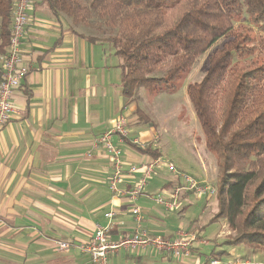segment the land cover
Returning a JSON list of instances; mask_svg holds the SVG:
<instances>
[{
	"label": "crops",
	"instance_id": "0c3cea01",
	"mask_svg": "<svg viewBox=\"0 0 264 264\" xmlns=\"http://www.w3.org/2000/svg\"><path fill=\"white\" fill-rule=\"evenodd\" d=\"M26 15L21 50L27 75L13 89L15 112L0 128V264H93L76 246L88 242L97 225L108 224L110 210L115 216L108 225V241L114 243L133 234L137 222L131 209L135 205L140 208V229L148 236L172 238L189 232L205 238L208 245L194 244L191 255L179 259L152 247L118 250L108 257L109 264H209L217 253L221 262L263 261L245 248L219 246L230 231L219 221L206 227L217 211L211 196L184 192L179 209L171 212L154 204L153 195L181 184L167 171V163L175 165L160 145V132L165 134L168 127L154 125L145 111L151 124L140 121L135 125L140 119L138 115L131 118L136 101L121 94L120 60L109 44L79 38L74 32L90 35L63 16H53L44 0H29ZM3 63L4 57H0V76ZM184 105L190 107L189 100ZM120 116L126 119L128 130L122 148L123 167L127 172L135 166L138 171L125 175L119 189L132 188L142 176V167L159 161L135 202L112 198L108 188L110 159L101 148H95L96 140ZM199 140L201 143L202 134ZM130 143L151 145L160 156L151 159L131 149ZM200 155L198 180L215 184L216 161L205 147ZM209 211L212 215L202 219ZM58 242L70 247L58 251Z\"/></svg>",
	"mask_w": 264,
	"mask_h": 264
},
{
	"label": "trees",
	"instance_id": "16d2710c",
	"mask_svg": "<svg viewBox=\"0 0 264 264\" xmlns=\"http://www.w3.org/2000/svg\"><path fill=\"white\" fill-rule=\"evenodd\" d=\"M14 2L0 0V57L9 45ZM44 2L73 26L98 19L109 30L104 37L73 32L109 44L120 60L121 94L131 102L140 89L147 97L168 92L210 51L202 79L186 86L205 150L217 167L211 196L217 211L206 227L224 221L230 234L219 246H243L264 261V0ZM144 123L151 124L145 114ZM129 146L151 159L160 156L151 145ZM217 254L212 257L219 259Z\"/></svg>",
	"mask_w": 264,
	"mask_h": 264
},
{
	"label": "built area",
	"instance_id": "2783aa9c",
	"mask_svg": "<svg viewBox=\"0 0 264 264\" xmlns=\"http://www.w3.org/2000/svg\"><path fill=\"white\" fill-rule=\"evenodd\" d=\"M28 5L29 0H15L14 2L10 41L6 55L4 56L3 71L0 76V128L11 119V115L15 112L11 103L13 89L20 86L27 75L21 44L27 23L26 10ZM127 136V121L123 116H120L114 126L96 140L95 148H101L110 159L111 171L108 178V188L112 193V198L123 197L135 202L143 193L144 188L154 173L155 167L159 166V161L144 165L142 167V176L135 185L126 191L120 190L119 184L124 176H132L133 173L138 171V168L135 166H130L127 172L123 167L122 148ZM87 156L89 157V155ZM166 168L169 173L174 174L177 180H180L179 183L181 182V184H177L171 191L164 192L162 190L152 196L154 204L164 212L179 209L180 195L184 192L201 197L214 196L216 194L215 187L206 182L198 181L185 173L178 172L172 164L167 163ZM131 214L136 218L137 222L133 234H127L114 243L108 241V225L111 222L110 220L115 216L114 211L110 210L106 214L108 224L104 227L97 225L94 229L93 237L88 242L76 246L77 250L82 254L88 255L93 264H109L108 257L118 250H134L139 248L146 251L152 247L157 251L179 259L189 257L194 244L208 245V241L205 238H198L189 232H179L172 238L150 237L140 229V208L136 205L133 206ZM69 247L70 245L67 243L58 242L56 249L64 251ZM209 264H264V262L250 259H233L221 262L215 258H210Z\"/></svg>",
	"mask_w": 264,
	"mask_h": 264
},
{
	"label": "rangeland",
	"instance_id": "374dc122",
	"mask_svg": "<svg viewBox=\"0 0 264 264\" xmlns=\"http://www.w3.org/2000/svg\"><path fill=\"white\" fill-rule=\"evenodd\" d=\"M63 18L65 17L63 16ZM65 19L70 22L67 18ZM89 24L88 27L81 28V31L98 37L109 35V30L105 29L101 21L98 19H90ZM98 29H102L103 32H100ZM209 54L210 51L201 56L194 64L188 76L184 78V80L176 82L174 87L168 92L161 93L157 97L146 96L144 98L142 95L144 90L140 89L142 92L137 96L136 108L134 107V109H132L131 114V118L136 117V115L140 117V119H137L135 125H139L140 121L144 122V117L141 116L140 112L144 115L145 111L154 125L157 126L158 124L161 125L164 123L166 127H168L165 134L160 132V145L162 151L171 158L176 169L196 180L199 178V176H197L199 166L198 159L201 156L200 153L204 146L203 141L201 140L200 143L199 140L201 133L193 112L189 106L184 105L185 102H188L185 94L187 95L186 85L189 82H198L204 76L206 72L205 60ZM118 59L119 58H117V60ZM167 103L172 105L169 107ZM131 128H134L133 124L131 125ZM196 136L198 138H196ZM210 185L215 187V184ZM212 198L215 199V197ZM211 215L212 213L209 211L203 215L202 219L207 220ZM219 222L225 223L222 220ZM215 224H212L213 226L211 225V227H214ZM239 247L244 248L243 246Z\"/></svg>",
	"mask_w": 264,
	"mask_h": 264
},
{
	"label": "bare ground",
	"instance_id": "6f19581e",
	"mask_svg": "<svg viewBox=\"0 0 264 264\" xmlns=\"http://www.w3.org/2000/svg\"><path fill=\"white\" fill-rule=\"evenodd\" d=\"M23 37H24V35H23ZM23 40V39H22Z\"/></svg>",
	"mask_w": 264,
	"mask_h": 264
}]
</instances>
